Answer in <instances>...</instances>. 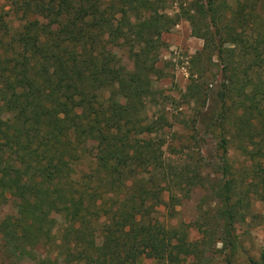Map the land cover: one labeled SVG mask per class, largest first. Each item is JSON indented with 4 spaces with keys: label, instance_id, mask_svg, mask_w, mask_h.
Here are the masks:
<instances>
[{
    "label": "trees",
    "instance_id": "16d2710c",
    "mask_svg": "<svg viewBox=\"0 0 264 264\" xmlns=\"http://www.w3.org/2000/svg\"><path fill=\"white\" fill-rule=\"evenodd\" d=\"M251 2L244 3L245 8L236 15L235 26H223L229 38L219 42L221 54L218 55L230 72V84H224L222 90L221 116L226 119L227 93L231 98L233 95L242 97L244 107L235 122L236 129L241 137L253 143L252 150L249 143L242 149L256 159L264 155V144H261L264 105L257 103L248 92L251 78H240L237 73L239 56L249 53L247 59L252 62L264 59V35L256 36L257 45H251V50L243 36L245 31L237 30L238 26L255 24L256 7ZM7 3L10 9L5 10L4 6L0 13V30L3 29L0 31V197L6 200L13 197L18 215L4 220L2 231L6 243L9 247L28 243L34 246L44 237H50L56 226L57 220L50 214L65 212L71 218V225L75 221L81 223L74 232L78 241L85 243L86 254L79 255L85 257L88 264H133L143 255H159L161 252L157 251L155 243L161 237L169 241L171 236L161 224L144 220L147 199L154 194V188L148 186L150 178L141 180L137 175L134 185L129 186L127 182L136 177L132 173L135 163L142 167L139 172L143 173L141 170H145L148 161L163 162L155 156L151 142L137 143L131 135L128 98L132 90L138 93L150 87L144 79L156 71L153 54H158L164 44L162 33L175 23L173 17L164 12L170 0H7ZM200 7L205 13L207 9L210 11L212 22L218 26L215 0H208L206 7ZM11 12L22 21L17 28L3 20V16ZM186 17L192 23L193 34L209 42L210 36L198 30L195 15L188 12ZM220 30L218 27L216 31ZM102 38L115 46L129 47L130 51L139 49L140 72L127 79L121 68L107 66L101 60L99 49L104 42ZM227 42L232 46L225 47ZM243 47L248 52L241 53ZM149 58L153 59L150 63ZM53 68L63 69V76L51 75ZM112 87L127 101L111 97L102 103L101 91ZM263 99L264 91L260 101ZM142 132L141 128L136 133ZM257 137L259 141L255 142ZM89 139L98 141L94 147L96 152L91 150L96 167H90V171L82 175L83 179L74 178L75 170L69 159L79 148L86 152ZM259 167L256 166L257 171ZM90 181L96 186L89 185ZM102 186L105 189H100ZM235 187L226 180L214 190L224 205L219 217L229 224L230 234L241 214L237 209L241 201L235 199ZM66 189L76 192L77 200L67 196ZM109 192L129 193L114 210L113 221L96 234L89 226L85 227L80 211L87 201L94 199L96 204ZM202 231L204 237L213 234L208 229ZM173 236L178 237V241H169L168 262H179L180 254L204 256L206 250L190 242L188 233L180 236L176 232ZM222 241L223 253L225 248L235 244L233 235ZM231 250L235 253L236 248ZM231 254L226 255L228 262ZM251 264H264V249L260 260H252Z\"/></svg>",
    "mask_w": 264,
    "mask_h": 264
},
{
    "label": "rangeland",
    "instance_id": "374dc122",
    "mask_svg": "<svg viewBox=\"0 0 264 264\" xmlns=\"http://www.w3.org/2000/svg\"><path fill=\"white\" fill-rule=\"evenodd\" d=\"M246 1L215 0L218 26L212 22L210 11L207 9L205 13L200 7H206L208 0H170L164 10L173 17L175 23L162 33L164 44L158 54H153L156 71L144 79L150 87L138 93L132 90L128 98L132 114V122L128 125L131 135L135 136L137 143L141 140L151 142L155 156L163 163L148 161L145 170H141L143 173L139 172L142 167L135 163L132 173L136 177L130 178L127 184L134 185L138 180L137 175L141 180L150 178L148 186L154 188V194L147 199L144 220L161 224L170 233L169 241L173 243L178 241L174 233L178 232L180 236L188 233V240L198 243V248L206 252L203 257L195 253L180 254L179 262L170 263L167 260L169 241L161 237L155 243L157 251L161 252L159 255H143L133 264H251L252 260H260L264 249V155L252 159L242 149L248 143L251 150L254 146L249 138L241 137L236 129L235 122L242 115L244 107L242 97L235 98L233 95L231 98L227 93L224 111L227 120L221 116L222 90L224 84H230V72L220 60L218 46L220 41L229 38L223 26L236 25V15L245 8ZM251 4L256 7L255 24L251 22L244 28L238 26L237 30L245 31L243 36L252 50V46L257 45L256 36L264 35V0H252ZM4 6L5 10L10 9L7 0H0V13L4 11ZM188 12L195 15L198 30L210 36L209 42L193 34L192 23L186 19ZM3 20L13 28L19 27L22 22L13 12L4 15ZM218 27L221 28L219 33L216 31ZM102 40L104 42L99 48L101 60L107 66L121 68L127 79L140 72L137 57L141 52L139 49L130 51L129 47L115 46L107 43V39ZM136 44L139 46V43ZM226 46L232 45L227 42ZM243 48L241 53L248 52ZM223 54L227 58L226 52ZM248 54L239 56L237 73L240 78H251L248 92L257 103L264 105V99L260 101L264 91V59L252 62L247 59ZM152 60L149 58L148 63ZM50 73L60 77L64 71L53 68ZM141 76L144 77L142 73ZM111 97L127 101L116 87L104 88L99 99L106 103ZM253 121L258 124L256 119L253 118ZM141 128L143 132L136 133ZM255 140L259 141V137ZM97 143L95 139H89L86 152H82V148L73 151L69 161L75 170L74 178L83 179L82 175L90 171V167H96L91 150L93 148V153L96 152L94 147ZM256 166H260L259 171ZM226 180H230L232 188L236 186L235 199L241 201L237 205L240 219L233 226V234H230V226L225 219L219 217L224 205L214 193ZM89 185L96 186L92 181ZM71 189L65 190L67 196L77 200L78 194ZM100 189H105V186ZM128 193L109 192L99 198L96 204L94 199L87 201L80 211L85 218V227L89 226L96 234L103 231L113 221L111 217L114 210L125 201ZM17 211L13 197L9 196L7 200L0 197V264H88L87 259L79 255L86 254L83 250L85 243L78 241L74 232L75 228L81 227V223L75 221L71 225V218L65 212L50 214L51 218L57 220L50 237H44L34 246L28 243L9 247L2 226L5 227L4 220L7 218L13 216L15 219ZM138 217L142 218V215ZM205 229L213 234L204 237L202 230ZM230 235H233L235 244L232 247L236 251L233 253L231 247L225 248L223 253L222 240ZM227 254L232 255L229 262Z\"/></svg>",
    "mask_w": 264,
    "mask_h": 264
}]
</instances>
